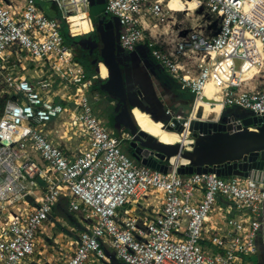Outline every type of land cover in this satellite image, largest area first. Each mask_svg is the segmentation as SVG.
<instances>
[{
	"label": "built area",
	"instance_id": "1",
	"mask_svg": "<svg viewBox=\"0 0 264 264\" xmlns=\"http://www.w3.org/2000/svg\"><path fill=\"white\" fill-rule=\"evenodd\" d=\"M40 1L57 3L72 37L94 30L71 34L65 0ZM198 2L194 8L205 5L218 25L171 46L156 39L159 24L152 21L175 11L172 0H105L102 13L119 19L125 50L146 45L195 103L209 80L223 78L222 115L239 107L264 117V88L244 87V67L264 63V0ZM78 7L90 15L89 0ZM62 19L35 0H0V264H35L61 197L84 225L69 242L65 264H107L108 247L122 264H244L257 252L264 181L180 174L175 165L162 172L137 161L123 148L126 129L95 113L88 97L93 80L66 42ZM166 114L186 128L193 116L168 107ZM70 133L80 140L75 149ZM16 201L22 204L10 211Z\"/></svg>",
	"mask_w": 264,
	"mask_h": 264
},
{
	"label": "water",
	"instance_id": "2",
	"mask_svg": "<svg viewBox=\"0 0 264 264\" xmlns=\"http://www.w3.org/2000/svg\"><path fill=\"white\" fill-rule=\"evenodd\" d=\"M89 1L92 24L98 23L96 32L100 34L102 43L103 61L100 63H104L109 72L102 87L118 100L116 105L110 102L114 107L111 116L115 126H122L130 135L127 141L130 154L142 164L162 172L173 170L175 164L171 159L177 156L188 159L187 163L175 165L180 174L212 172L219 176L238 175L264 181V117L251 115L249 111L245 116L232 113V117H228L225 113L216 121L190 116L186 128L174 114H166L165 108L150 111L145 95L134 84L132 56L125 53L118 41L116 28L119 19L101 12L105 8V0ZM93 43L98 44V41ZM202 100L210 99L204 95ZM136 107L147 111L153 119L162 121L164 129L178 133L187 130L193 150L183 149L180 143H166L142 129L134 115ZM171 121L174 125L168 123ZM253 125L257 129L249 128ZM115 260L112 257V264Z\"/></svg>",
	"mask_w": 264,
	"mask_h": 264
},
{
	"label": "rangeland",
	"instance_id": "3",
	"mask_svg": "<svg viewBox=\"0 0 264 264\" xmlns=\"http://www.w3.org/2000/svg\"><path fill=\"white\" fill-rule=\"evenodd\" d=\"M37 3H44L40 0H35ZM51 2H45L44 4L46 6H51ZM175 3L177 4L175 6V11L166 13L164 16H162L159 20H153V26L155 23L159 24L157 27L154 28L153 34L155 35L156 39L160 43H170L168 45H174L179 40L183 39L184 37H187L193 30L198 31H204L206 33L212 32L213 29L216 28L217 20L216 17L211 15L207 12L205 5H201L197 9L194 7H197L199 5L198 0H175ZM88 12V11H86ZM90 15L92 16L91 8L89 10ZM76 14V13H75ZM75 14H69L71 16H74ZM212 29V30H211ZM151 34H149V30L147 32V36L150 37ZM205 57V56H203ZM264 59V52L262 54L261 60ZM236 68L239 69L240 65L242 63V60L236 59ZM255 67L251 70H249L247 67H244V79H245V85L244 87L246 89L249 88H258L262 89L264 88V63L262 65H258L257 68ZM99 75V79L102 78V76ZM93 79L97 78V74L92 76ZM213 81H222L215 78ZM214 90V91H213ZM211 97L215 96L217 98L221 97V93L224 91L223 83L219 85H214L212 82L208 89L205 90ZM91 97V103L92 106L95 108V112L98 116L101 118H110L111 112L114 110V107L109 103V99H105L102 101L95 100V96L90 94ZM93 97V100H92ZM199 108V110H204L206 112H199L195 109V106ZM185 108H187L185 106ZM189 113L186 115L190 116L193 115L195 118H202L207 117L208 119H214L220 118L223 111V103L219 100H198L196 103L193 101L192 106L188 107ZM195 109V110H194ZM232 110V113L234 111L243 112L242 109L237 107H229L227 111ZM109 126L112 125L111 121L107 123ZM124 148V147H123ZM125 150V148H124ZM1 202V200H0ZM61 205L64 204V212L68 215H71L73 218V223L68 220L67 216L64 217L59 215L56 210H54V214L52 215L49 226L51 229H49V236L43 237L39 244L38 248L42 249L43 244L47 247L46 254L37 255L35 257H42V261H47L48 263L52 264H65L66 260L68 259L70 250V241L72 237H75L79 233L82 232L84 229V225L80 222V218H82L81 214L79 212H74L70 210L68 200L66 197L60 198ZM22 204L21 202H14L10 203L8 206L10 211H13L14 209L18 208L19 205ZM60 205V204H59ZM62 211V210H61ZM67 211V212H66ZM13 213V212H12ZM49 227V228H50ZM107 251L109 252V259L111 261V258L113 257V250L111 248H107ZM37 254V252H36ZM35 254V255H36Z\"/></svg>",
	"mask_w": 264,
	"mask_h": 264
},
{
	"label": "crops",
	"instance_id": "4",
	"mask_svg": "<svg viewBox=\"0 0 264 264\" xmlns=\"http://www.w3.org/2000/svg\"><path fill=\"white\" fill-rule=\"evenodd\" d=\"M75 4H78V0H76ZM140 46L147 49L149 52V55L145 54V52H137V53H134L133 55H131L132 56V62H131V64H132V77L134 79V84L136 85V88L141 89L143 94L145 95V100H146L148 108L150 109V111L157 112V111L162 110L163 108L166 109L168 107V108L173 109L176 114H181V115L186 116L189 113L188 107L192 106V103L194 101V94L192 93L191 90L183 87L182 84L176 78H174L171 74H169L171 77L169 76V77L165 78V80L162 79L161 75H162L163 67L152 57V55L150 54V51L146 45L140 44ZM99 68H100V65H99ZM99 68L96 70L98 74L100 73ZM92 80H93V84H94L96 81L93 78H92ZM99 80L103 81L104 77H102ZM220 80H221V78H220ZM90 89H91V87L89 88V91H88V97L90 98V101H91V97H90L89 93L90 94H92V93H91ZM96 93H98L100 95V99L97 101H102V100H105L106 98L107 99L110 98L109 95L102 93V92H99V91L92 94V96L95 95ZM208 97L217 98L215 96H213V97L208 96ZM92 100H93V97H92ZM110 102L111 101H109V103ZM185 106L187 108H185ZM93 108H94V106H93ZM195 109L198 110L199 112H206L204 110H202V111L199 110L197 105L195 106ZM94 110H95V108H94ZM134 113L141 120L145 121V123L147 125H150L153 121H157V120L153 119L152 116L147 111H143L139 107H136L134 109ZM242 113L243 114H241V116L242 115L245 116L248 114V111L243 110ZM108 119H110V118H108ZM200 119L213 120V121L218 120V118H215V117H214V119H208L207 117H205V118L202 117ZM58 123H59V121L53 122L51 124V127L57 128ZM111 127L116 128L117 131H119L121 128H123L122 126L116 127L114 124L111 125ZM54 137L56 138L55 135H54ZM72 137H73V139H71L70 145L73 149H75L80 144V140L74 138V135H72ZM64 140H66V139H64ZM124 148L130 154V152L128 151L127 143L124 144ZM221 202L225 204L224 201L221 200ZM59 204L61 205V203H59ZM233 214H234V212L231 213V215H233ZM259 214H260V218L262 219V226L260 228V231H259V233L257 235V239H256L257 252L250 255V256L243 257L244 264H264V202H262L259 205ZM43 237H46V236H43ZM42 247H43L42 249H40V247H39L37 249V254L33 256V260L35 261V264L36 263L48 264L47 261H42V257H40V256L35 257L38 254L41 255V254L47 253L46 252L47 247L45 246V244H43ZM49 264H52V263H49ZM89 264H93V263H89ZM107 264H112V258H111V261H110V259H108ZM113 264H116L115 261L113 262Z\"/></svg>",
	"mask_w": 264,
	"mask_h": 264
},
{
	"label": "bare ground",
	"instance_id": "5",
	"mask_svg": "<svg viewBox=\"0 0 264 264\" xmlns=\"http://www.w3.org/2000/svg\"><path fill=\"white\" fill-rule=\"evenodd\" d=\"M76 0H65L63 4H65L66 8L68 9L69 14H75L74 16L69 15L70 17V24H71V34L73 35H78V34H84L87 33L88 31H91L93 29V24L91 21V18L89 17V13L86 12L87 10H81L79 9L78 5H81L83 0H78V4H75ZM172 7L175 8L177 5L175 3V0H172L171 3ZM90 28V29H89ZM89 29V30H88ZM86 30H88L86 32ZM100 74L102 77L106 78L108 77V67L104 63H100ZM215 79V78H214ZM220 80V78H217ZM211 82L214 85H219L222 84V81H213V79L209 80L208 83L205 86L204 89V95L211 96L209 95L205 90L208 89L210 86ZM214 91V90H213ZM210 100H219L223 103V98H224V91L221 93L220 98H210ZM139 125L141 126L142 129L145 131L155 135L156 137L160 138L162 141L166 143H180L183 146V149H191V138L189 137L188 131L184 132H176V131H170L167 129H164L162 121H153L150 125H147L145 121L141 120L137 115L134 113ZM208 121H213V120H208ZM216 121V120H215ZM171 161L175 164H182V163H187L188 159H184L182 157H173Z\"/></svg>",
	"mask_w": 264,
	"mask_h": 264
},
{
	"label": "trees",
	"instance_id": "6",
	"mask_svg": "<svg viewBox=\"0 0 264 264\" xmlns=\"http://www.w3.org/2000/svg\"><path fill=\"white\" fill-rule=\"evenodd\" d=\"M48 2V1H47ZM51 6H46L44 3H38L39 5H41L45 11V13L50 16V17H56V18H61L62 19V14H61V10L59 8V6L57 5V3L55 1H50ZM104 10V8L101 9V12ZM111 16V15H109ZM69 25L67 23L66 19H62V34L65 37L66 42L74 45L75 48V56L76 59L84 66L88 77L92 78L93 75L97 74V69L99 68V62L103 61V55L101 53V49H102V44L101 42H98L97 46L92 45V37L89 36V34H85V35H79L76 37H72L69 34ZM99 76V75H98ZM95 79V83L91 86V93L94 94L95 92L99 91L102 93H105L107 95H109V101L112 100H117V98L109 91L103 89L102 84L103 81L99 80L98 77ZM169 73L163 68L162 71V79L165 80V78L169 77ZM171 77V76H170ZM118 101V100H117ZM113 107V106H112ZM239 108V107H237ZM241 109V108H240ZM227 112H232V110L227 111ZM225 112V113H227ZM234 113L236 114H243L242 112L239 111H234ZM110 118H112L111 120H113V117L110 116ZM112 125L114 123V120L111 122ZM54 210L57 211V213L61 216H67L68 220H70L73 223V218L71 215H68L64 212V204L63 205H58L54 208ZM62 210V211H61ZM67 212V211H66ZM116 264H122L119 261L115 260Z\"/></svg>",
	"mask_w": 264,
	"mask_h": 264
},
{
	"label": "flooded vegetation",
	"instance_id": "7",
	"mask_svg": "<svg viewBox=\"0 0 264 264\" xmlns=\"http://www.w3.org/2000/svg\"><path fill=\"white\" fill-rule=\"evenodd\" d=\"M90 17V16H89ZM92 17V16H91ZM97 22V21H96ZM117 25V24H116ZM97 27H98V23H96L95 25H94V30H93V32H92V39H91V41H92V45H94V46H97V44H95V43H93L94 41H98V42H101L100 41V34H98V32H96V29H97ZM90 29V28H89ZM88 29V30H89ZM88 30H86V32L88 31ZM89 32V31H88ZM116 33H118V34H120V25H117V28H116ZM102 44V43H101ZM137 52H145V54H148L149 55V52H148V50L147 49H145L144 47H142V46H140V45H138V47L136 48V50H134V51H127V50H125V53L126 54H131V55H133L134 53H137ZM114 101V100H113ZM118 103V101L117 100H115V105Z\"/></svg>",
	"mask_w": 264,
	"mask_h": 264
}]
</instances>
